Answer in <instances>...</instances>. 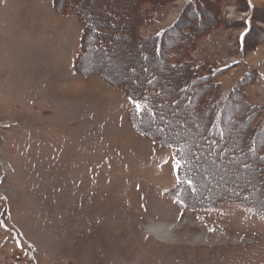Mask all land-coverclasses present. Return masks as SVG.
<instances>
[{"label": "rangeland", "instance_id": "374dc122", "mask_svg": "<svg viewBox=\"0 0 264 264\" xmlns=\"http://www.w3.org/2000/svg\"><path fill=\"white\" fill-rule=\"evenodd\" d=\"M76 1L109 22L108 0ZM117 1L112 11L122 40L109 41L110 53L104 54L91 52V40L80 67L104 70L116 84L144 81L149 67L164 72L166 61H159L164 58L144 59L141 46L147 42L137 41L132 27L141 0ZM187 1L173 0L158 10L143 34L153 37L172 24ZM251 1L262 27L264 0ZM242 2L228 0L223 9L228 26L201 37L196 60L224 66L238 61L237 41L247 28L234 22L252 14L239 8ZM217 13L208 10L201 18ZM123 17L131 23L124 26ZM82 31L75 15L54 11L53 0H0V264H264L263 217L233 205L191 209L174 199L175 150L134 130L133 103L119 89L96 74L76 73ZM242 56L247 68L262 74L247 87L248 99L264 105V43L248 38ZM241 70L235 66L220 79L228 81ZM167 77L173 81L164 86L168 91L175 80L172 73ZM206 84H188L178 99L165 101L164 117L173 120L167 131L186 121L181 140L191 151L200 149L197 160L208 170L198 166L196 174L199 180L212 176L209 189L227 183L243 187L244 178L259 172L242 165L252 160L259 167V159L207 157L209 145L200 139L202 116L194 111L200 101L192 93ZM246 126L243 121L233 131L240 135ZM255 142L264 146V137ZM158 226L173 236L158 238L150 229Z\"/></svg>", "mask_w": 264, "mask_h": 264}, {"label": "trees", "instance_id": "16d2710c", "mask_svg": "<svg viewBox=\"0 0 264 264\" xmlns=\"http://www.w3.org/2000/svg\"><path fill=\"white\" fill-rule=\"evenodd\" d=\"M171 1L173 0H141L138 6L137 19L132 22V27L135 25L136 28L137 41L147 42L141 46L142 51L147 54L144 59L149 57L164 58V60L159 61H166V69H163L164 72L159 71L158 73L149 67L146 68L147 75L144 81L138 80L129 83L121 79L120 84L114 83L111 75H108L104 70V72L101 69L92 68L82 70L80 67L86 46L91 40L94 43L91 52L94 48V51L102 54L105 51L110 53L109 41L122 40L123 32L117 30L118 15L116 16L112 11V5L118 8L120 1L108 0L105 4L107 5L105 7L111 10L105 12L103 9L104 16L109 18L108 23L105 22L106 17H99L95 14L97 18L95 19L90 9L89 13H86L87 11H84L86 7L81 8L82 6L78 4L79 1L76 0H53V8L56 13L61 15H75L82 26L81 44L74 62L76 72L84 75L96 74L109 86L119 89L133 103L129 113V122L134 130L159 145L175 150V162L176 165L179 163L180 167H176L178 184L173 191V197L180 205L191 209L192 205H195V208L197 206L211 210L224 205H233L264 218V146L259 147L255 142L259 135L264 137V105L252 104L248 99L247 90L248 86L259 79L260 73L256 69L247 68L244 56H242L247 48L248 38L250 40L253 38L257 45L264 43V26L258 25L257 7L253 5L251 0H243V4H239L240 9H243L244 6L245 8L248 7L252 14L244 22L243 20L234 22L244 23L245 28H247L237 41L236 50L241 57L237 63L224 66L208 60L198 61L193 54L203 35L219 26H228L224 22L223 13L228 0H188L176 21L157 32L153 37L145 36L143 30L150 27L154 22L155 13L165 8ZM213 9H217L218 13L214 18L208 20L209 24L206 19L205 21L201 17L208 10ZM123 21L124 26L126 23L127 25L131 23V20L126 22L124 17ZM204 22L208 24L202 27ZM230 24L232 25V23ZM107 31L115 32L114 36H108ZM235 66H242V70L233 74L228 81H222L221 76ZM169 73L173 74L175 82L173 86H169L167 91L164 86L173 83L167 77ZM133 74L137 75L134 70H132ZM205 82L207 83L206 86L197 87L192 93L194 92L200 101V105L194 111L197 115L202 116L200 120H202L203 125L200 130L202 131L200 139L209 145L207 157L212 158L211 160L214 158L213 161L218 158L237 162L243 161L244 155L248 154L259 159V167H256L252 160L251 164H243L242 162L244 170L247 169L253 173L259 172L258 176L244 178L242 188L239 185L237 188H233L231 183H227L215 186L216 189L221 190L223 188L220 193H216L215 187L213 190L209 189L208 184L212 182V176L207 174L205 176L204 174L202 180H199L196 174V167H206L205 164H201L197 160V157L201 155L200 149L198 150L195 146L191 151V149L189 150L190 144L184 145L183 140H181V132L187 127L186 121L182 120L179 129H176L177 131L171 133L167 131L168 124L173 120L164 117L165 110H167L165 101L174 96L178 99L182 92L179 89L186 88L188 84ZM172 87L178 88V90L173 93ZM170 93L173 96H170ZM137 104L140 105L139 109L136 108ZM209 111H211L210 114H208ZM202 114L208 116L204 117ZM243 121L246 122L247 126L240 135H237L233 130ZM233 175L231 172L229 177L233 178ZM199 192H203L205 196H199Z\"/></svg>", "mask_w": 264, "mask_h": 264}, {"label": "bare ground", "instance_id": "6f19581e", "mask_svg": "<svg viewBox=\"0 0 264 264\" xmlns=\"http://www.w3.org/2000/svg\"><path fill=\"white\" fill-rule=\"evenodd\" d=\"M209 8V7H208ZM207 10V9H206ZM212 14V13H211ZM213 16V15H212ZM212 19V18H211ZM210 19V20H211ZM213 21V20H212ZM211 21V22H212ZM208 22V20H207ZM199 23V22H198ZM209 23V22H208ZM208 23H202V27L205 25V24H208ZM210 24V23H209ZM197 26V25H196ZM200 27V26H199ZM152 233L154 235H156L158 238L160 239H165V238H169L171 236H173V233L170 231L169 228L165 229V228H162V226H158V227H151L150 228Z\"/></svg>", "mask_w": 264, "mask_h": 264}, {"label": "snow or ice", "instance_id": "6c2138e0", "mask_svg": "<svg viewBox=\"0 0 264 264\" xmlns=\"http://www.w3.org/2000/svg\"><path fill=\"white\" fill-rule=\"evenodd\" d=\"M136 108L139 109V108H140V105L137 104V105H136ZM176 167H177V168L180 167L179 163H177Z\"/></svg>", "mask_w": 264, "mask_h": 264}, {"label": "crops", "instance_id": "0c3cea01", "mask_svg": "<svg viewBox=\"0 0 264 264\" xmlns=\"http://www.w3.org/2000/svg\"><path fill=\"white\" fill-rule=\"evenodd\" d=\"M261 74V73H260ZM262 75V74H261Z\"/></svg>", "mask_w": 264, "mask_h": 264}]
</instances>
